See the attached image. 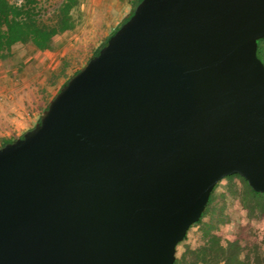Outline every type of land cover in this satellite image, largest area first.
Segmentation results:
<instances>
[{"label": "water", "instance_id": "water-1", "mask_svg": "<svg viewBox=\"0 0 264 264\" xmlns=\"http://www.w3.org/2000/svg\"><path fill=\"white\" fill-rule=\"evenodd\" d=\"M264 0H140L0 147V264H173L214 186L264 194Z\"/></svg>", "mask_w": 264, "mask_h": 264}, {"label": "rangeland", "instance_id": "rangeland-1", "mask_svg": "<svg viewBox=\"0 0 264 264\" xmlns=\"http://www.w3.org/2000/svg\"><path fill=\"white\" fill-rule=\"evenodd\" d=\"M42 13L48 14L61 0H37ZM131 0H78L72 10L75 26L54 37L50 49L38 51L31 44H15L9 57L0 59V144L15 140L33 128L58 89L81 69L110 32L130 12ZM264 48V43H262ZM241 182L221 179L212 192L216 208L222 210L224 224L216 231L222 241L239 239L248 245L264 235V215L248 219L241 208ZM198 227L176 247L179 260L185 248L201 245ZM180 264V261L178 262Z\"/></svg>", "mask_w": 264, "mask_h": 264}, {"label": "trees", "instance_id": "trees-1", "mask_svg": "<svg viewBox=\"0 0 264 264\" xmlns=\"http://www.w3.org/2000/svg\"><path fill=\"white\" fill-rule=\"evenodd\" d=\"M139 1L131 0L129 14L110 32L90 58L97 54L98 50L105 45L106 40L131 16ZM77 4L78 0H61L56 9L45 14L38 7L37 0H0V59L9 57L11 48L15 44L29 43L38 51L50 49L54 37L74 28L72 10ZM262 43L264 39L256 41V57L264 66ZM79 70H75L72 75ZM12 141L4 140L0 147ZM225 178H236L241 182V208L248 219L257 220L264 215V194L252 192L238 175L227 176L223 179ZM213 190L199 220L188 228L183 240L178 243L180 245L186 241L189 230L198 227L201 234V245L195 249L186 247L179 260L175 257L173 264H178L179 261L180 264H264V235L250 245L239 239L222 241L217 236L216 231L224 224L225 215L222 210L216 208L212 196Z\"/></svg>", "mask_w": 264, "mask_h": 264}]
</instances>
